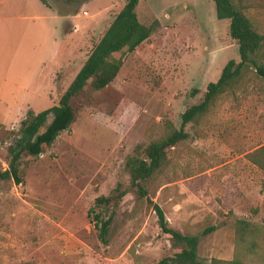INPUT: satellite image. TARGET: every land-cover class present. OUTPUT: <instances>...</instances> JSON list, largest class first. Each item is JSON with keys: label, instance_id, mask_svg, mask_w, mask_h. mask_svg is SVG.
<instances>
[{"label": "rangeland", "instance_id": "374dc122", "mask_svg": "<svg viewBox=\"0 0 264 264\" xmlns=\"http://www.w3.org/2000/svg\"><path fill=\"white\" fill-rule=\"evenodd\" d=\"M43 1L72 15L77 63L124 4ZM249 1L264 25V0ZM135 12L153 32L124 56L108 85L86 84L70 99L68 128L38 155L20 159L19 183L0 181V264H157L171 249L148 199L169 227L198 235L205 264H264V172L243 156L264 143L263 79L221 96L197 126H185L188 138L167 150L145 184L146 198L128 187L126 157L163 136L166 122L178 127L181 111L201 98L225 62L239 60L212 0H140ZM10 26L15 32L17 24ZM24 116L0 117L1 170L8 169V147ZM116 185L125 189L116 205L93 206ZM94 213L110 215L105 241ZM233 216L257 224L253 249L236 240ZM208 226L216 228L201 234Z\"/></svg>", "mask_w": 264, "mask_h": 264}, {"label": "trees", "instance_id": "16d2710c", "mask_svg": "<svg viewBox=\"0 0 264 264\" xmlns=\"http://www.w3.org/2000/svg\"><path fill=\"white\" fill-rule=\"evenodd\" d=\"M140 0H125L119 11L112 17L108 25L92 45L77 72L68 85L61 91L56 104L33 113L27 111L20 121L19 137L14 145L8 147V169H0V181L12 179L19 183L18 163L22 157L35 156L49 146L59 132L68 128L73 109L70 99L88 84L91 89L98 90L108 85L116 76L126 54L134 51L153 32L152 25L141 23L135 8ZM217 19L227 20V34L236 42L239 60L230 59L225 62L215 81L206 84L201 98L185 107L179 117V125L175 127L166 122L165 133L160 138L146 145L137 146L136 151L125 159L124 167L128 174V187L137 198L147 195L145 184L166 162L167 150L188 138L185 126H197L201 118L215 102L234 89H242L253 78L264 80V25L260 23L258 9L249 0H212ZM49 117V120H48ZM44 127L42 130L41 128ZM139 149V150H138ZM244 158L257 169L264 172V143L246 152ZM125 194V189L116 185L109 196L95 197L93 206L117 201ZM151 203L156 216V224L160 232L166 235L171 253L162 256L157 264H205L197 253L198 235L183 233L168 226L162 209ZM89 207L88 213L92 212ZM236 240L246 249L255 247L258 235L257 224L233 216ZM97 229L101 241H105L110 222L107 218L94 213L91 219ZM208 226L201 234L213 230ZM233 261H230L232 264Z\"/></svg>", "mask_w": 264, "mask_h": 264}, {"label": "crops", "instance_id": "0c3cea01", "mask_svg": "<svg viewBox=\"0 0 264 264\" xmlns=\"http://www.w3.org/2000/svg\"><path fill=\"white\" fill-rule=\"evenodd\" d=\"M71 19L47 1L0 0V117L17 118L56 104L86 57L77 63Z\"/></svg>", "mask_w": 264, "mask_h": 264}, {"label": "built area", "instance_id": "2783aa9c", "mask_svg": "<svg viewBox=\"0 0 264 264\" xmlns=\"http://www.w3.org/2000/svg\"><path fill=\"white\" fill-rule=\"evenodd\" d=\"M125 1V0H124Z\"/></svg>", "mask_w": 264, "mask_h": 264}]
</instances>
